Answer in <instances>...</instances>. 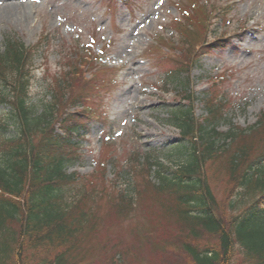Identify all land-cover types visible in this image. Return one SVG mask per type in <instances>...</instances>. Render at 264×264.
<instances>
[{
  "label": "rangeland",
  "instance_id": "obj_1",
  "mask_svg": "<svg viewBox=\"0 0 264 264\" xmlns=\"http://www.w3.org/2000/svg\"><path fill=\"white\" fill-rule=\"evenodd\" d=\"M128 1L42 0L32 6L0 1V46L8 36L25 45L46 39L47 48L34 58L29 89L30 103L38 112L50 101L49 83L60 73L65 48L79 47L83 52L79 62L103 51L99 52L102 64L93 62L96 68L100 65L109 70L104 74L98 71L96 88L87 83L94 76L90 66L81 70V79L87 84L85 93H92L86 101L92 119L86 120L81 131L84 136L78 141L77 158L65 169L76 175L75 184L68 188L70 195L76 194L84 181L86 191L103 193L84 205L92 230L78 244L83 264H187V258L174 247L181 234L189 237L187 232L182 233L178 223L167 230L162 223L169 217L163 218L154 203L137 192L144 191L146 182L156 186L160 182L157 172L172 173L183 162L174 147L181 137L170 123L175 108L189 107L199 122L206 107L215 104L221 112L219 134L253 125L264 113V0H210L222 4L229 17L210 21L206 30L197 32L190 47H182L179 32L188 29L183 15L190 3L200 0H130L131 10L127 11L122 4ZM108 5L112 6L109 12ZM92 38V50L84 52ZM217 39H230L228 48L190 56L196 47ZM177 66L187 71L181 75L184 88L170 85L167 78ZM188 95L192 102L185 98ZM7 112L0 105V122L6 121ZM257 159L262 166L261 157L252 154L246 162ZM214 160L206 161L201 173L219 214L228 220L234 210L228 199L236 187L228 197L233 188L224 168L228 158L224 155ZM120 192L134 197L125 216L112 209ZM230 198L239 207L244 205L236 195ZM244 202L248 203L247 197ZM193 234L198 236V246L217 243L212 235ZM112 246L129 250L123 260L114 257L117 252ZM231 261L248 263L239 250L233 252Z\"/></svg>",
  "mask_w": 264,
  "mask_h": 264
},
{
  "label": "trees",
  "instance_id": "obj_2",
  "mask_svg": "<svg viewBox=\"0 0 264 264\" xmlns=\"http://www.w3.org/2000/svg\"><path fill=\"white\" fill-rule=\"evenodd\" d=\"M214 5L208 0L190 3L183 15V24L189 22L188 29L179 32L182 47L192 46L197 32L206 30L210 21L229 15L227 9ZM227 43L217 39L196 47L190 56L211 53ZM46 48L44 37L24 45L8 36L0 46V105L8 110L6 121L0 122V264H83L78 244L92 230L84 205L103 196L86 191L85 181L76 194L70 195L68 188L75 184L76 175L67 174L65 169L77 158V138L88 116L77 105L87 106L86 101L92 98V93H85L83 88L87 84L81 79V70L90 66L94 76L87 83H94V87L98 71H106L96 68L91 55L89 61L79 62L82 55L72 46L65 48L60 73L49 83L50 101L44 102L38 112L30 103L29 89L34 58ZM186 72L182 66L168 72L169 84L184 88L181 75ZM185 98L193 101L189 95ZM219 111L211 103L197 122L189 107L175 108L170 123L180 134V142L174 147L183 162L172 173L157 172L160 182L156 186L146 182L144 191L137 193L152 201L163 218L169 217L161 222L167 230L178 223L179 230L187 232L189 237L181 234L174 244L187 264H233L235 250L247 264H264V164L258 166V159L246 162L251 154L264 161V113L253 125L219 134ZM184 140L186 144H181ZM224 155L228 158L224 166L227 180L233 186L228 197L236 187L230 197L236 195L238 202L244 203L239 207L229 197L234 210L228 220L219 214L201 173L206 161ZM246 197L248 203L244 202ZM133 202L132 194L120 192L112 209L125 216ZM195 231L212 235L217 243L198 246ZM114 249L119 261L129 251L124 247Z\"/></svg>",
  "mask_w": 264,
  "mask_h": 264
}]
</instances>
